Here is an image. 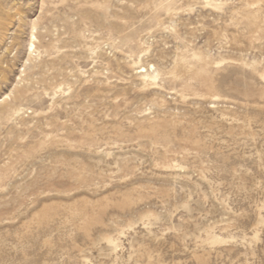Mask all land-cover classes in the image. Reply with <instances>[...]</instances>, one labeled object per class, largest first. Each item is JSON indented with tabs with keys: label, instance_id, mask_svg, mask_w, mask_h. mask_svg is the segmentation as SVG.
I'll return each mask as SVG.
<instances>
[{
	"label": "rangeland",
	"instance_id": "374dc122",
	"mask_svg": "<svg viewBox=\"0 0 264 264\" xmlns=\"http://www.w3.org/2000/svg\"><path fill=\"white\" fill-rule=\"evenodd\" d=\"M0 264H264V0H0Z\"/></svg>",
	"mask_w": 264,
	"mask_h": 264
},
{
	"label": "bare ground",
	"instance_id": "6f19581e",
	"mask_svg": "<svg viewBox=\"0 0 264 264\" xmlns=\"http://www.w3.org/2000/svg\"><path fill=\"white\" fill-rule=\"evenodd\" d=\"M34 44L33 43H30V48H29V51L31 52V51H33L34 50Z\"/></svg>",
	"mask_w": 264,
	"mask_h": 264
}]
</instances>
